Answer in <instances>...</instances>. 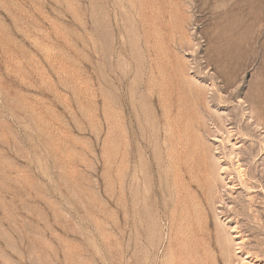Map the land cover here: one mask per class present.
I'll use <instances>...</instances> for the list:
<instances>
[{"label":"rangeland","instance_id":"374dc122","mask_svg":"<svg viewBox=\"0 0 264 264\" xmlns=\"http://www.w3.org/2000/svg\"><path fill=\"white\" fill-rule=\"evenodd\" d=\"M0 264H264V0H0Z\"/></svg>","mask_w":264,"mask_h":264},{"label":"bare ground","instance_id":"6f19581e","mask_svg":"<svg viewBox=\"0 0 264 264\" xmlns=\"http://www.w3.org/2000/svg\"><path fill=\"white\" fill-rule=\"evenodd\" d=\"M223 169H225L224 167H222V170ZM221 170V169H220ZM240 170V169H239ZM221 172H223V171H221ZM244 176V175H243ZM245 177V176H244ZM246 178V177H245ZM244 178V179H245ZM245 180H247V179H245ZM244 180V181H245ZM243 181V180H242ZM248 181H250V180H248ZM247 181V182H248ZM246 183V182H245ZM205 184H206V181L205 180H203V182H202V184L200 185V186H202V190L200 191V194L204 197V198H207V196L205 195ZM247 190H249V189H247ZM257 190V189H256ZM250 192V191H249ZM248 192V193H249ZM258 192H254L253 193V195H252V200H253V196H258ZM251 199V198H250ZM256 200V199H255ZM257 200H258V198H257ZM251 203V202H250ZM253 203V202H252ZM237 223V222H236ZM234 227H235V225L231 228V230H233L234 229ZM236 230V229H235ZM238 237V235L237 234H235L234 236H233V239L234 238H237ZM244 243V239L242 238V237H240V241L239 242H236V244L238 245V244H243ZM239 248V247H238ZM237 252H240L239 250L237 251Z\"/></svg>","mask_w":264,"mask_h":264}]
</instances>
